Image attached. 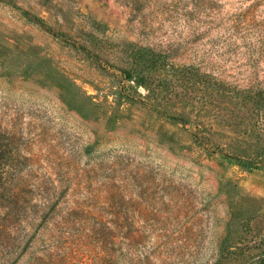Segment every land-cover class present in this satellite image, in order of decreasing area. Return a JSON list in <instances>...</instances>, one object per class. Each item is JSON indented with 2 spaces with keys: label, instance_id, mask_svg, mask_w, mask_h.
Returning a JSON list of instances; mask_svg holds the SVG:
<instances>
[{
  "label": "rangeland",
  "instance_id": "374dc122",
  "mask_svg": "<svg viewBox=\"0 0 264 264\" xmlns=\"http://www.w3.org/2000/svg\"><path fill=\"white\" fill-rule=\"evenodd\" d=\"M2 126L0 264H264V0H0Z\"/></svg>",
  "mask_w": 264,
  "mask_h": 264
},
{
  "label": "trees",
  "instance_id": "16d2710c",
  "mask_svg": "<svg viewBox=\"0 0 264 264\" xmlns=\"http://www.w3.org/2000/svg\"><path fill=\"white\" fill-rule=\"evenodd\" d=\"M11 129H12L11 127H7V126L0 127V135H1L0 139L2 140V137H4V135H10ZM7 152L8 151L4 150V148H1V145H0V179L3 178L4 175H14L15 177H18L19 181L23 180L22 171H24V170L21 167H19V168L16 167L17 166L16 162H18L19 164H22L23 162L19 161V160H15V158H12L10 155H7ZM115 164H116V162L112 161V163L106 167L108 170V176H109L110 181L112 179H114V177L116 176L115 174H116L117 168L115 167ZM66 168H68V166H66ZM70 168L74 170L75 167L72 165ZM87 168L88 169L84 170V174L87 175V178L85 177L84 174L73 175L72 172H65V171L58 172L57 177H59L61 184H64V186L66 188L71 187V186L80 187L84 183H90L92 176H89V174L91 172L94 171L97 174L98 171H102V169H104L105 167L102 164V162H100V163H95L93 165H89V167H87ZM147 175L148 174H146V173L142 175L143 180L140 178L139 185L143 184V182L146 180ZM5 178H6V176H5ZM46 178H49V177H46ZM23 182L27 184V182H25L24 180H23ZM54 182H55V179L46 181L45 186H43V188H40L41 185H37L36 183H32L31 189L29 190L30 199L32 198L33 194L37 193L38 190L44 191V189H46L48 191L49 190L53 191L52 190L53 188L51 189V187L48 185L49 184L54 185ZM109 184H113V183L110 182Z\"/></svg>",
  "mask_w": 264,
  "mask_h": 264
}]
</instances>
